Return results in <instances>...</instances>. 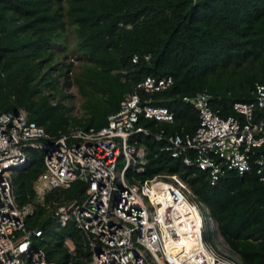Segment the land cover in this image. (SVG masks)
Here are the masks:
<instances>
[{
  "label": "trees",
  "instance_id": "obj_1",
  "mask_svg": "<svg viewBox=\"0 0 264 264\" xmlns=\"http://www.w3.org/2000/svg\"><path fill=\"white\" fill-rule=\"evenodd\" d=\"M67 27L76 39L75 68L66 58ZM149 75L172 76L169 86L149 95L172 110L173 119L140 117L152 132H193L198 112L183 96L203 90L214 110L235 113L233 102L254 100L256 84H264V0H0L1 110L24 107L51 133L75 125L97 128ZM71 82L81 98L79 115L64 102L72 95L65 90ZM137 139L147 157L137 176L179 173L205 204L204 237L212 220L240 264H264V181L254 172L228 170L211 183L205 170L163 149L164 139L153 133H138ZM43 166V151L30 149L27 161L12 171L19 203L32 198L33 179ZM85 185L76 179L51 195L80 197ZM53 221L39 205L26 217L28 227L43 230L34 245L57 264H85L91 252L82 232L71 223L49 230ZM66 234L74 254L63 244Z\"/></svg>",
  "mask_w": 264,
  "mask_h": 264
},
{
  "label": "built area",
  "instance_id": "obj_2",
  "mask_svg": "<svg viewBox=\"0 0 264 264\" xmlns=\"http://www.w3.org/2000/svg\"><path fill=\"white\" fill-rule=\"evenodd\" d=\"M171 83V75L146 76L97 128L75 125L51 133L24 107L0 109V264H57L34 245L43 230L25 222L38 205L82 232L91 252L85 264H240L219 231L222 253L206 242L202 206L179 173L137 176L147 163L137 134L164 139L163 149L205 170L211 183L228 170L254 172L264 181V84H256L254 100H235V113L226 116L211 107L207 91L184 95L198 112L195 130L152 132L140 117L171 121L173 111L152 103L149 93ZM30 149L43 151L44 166L33 179L32 198L19 203L12 171ZM76 179L86 183L80 197L51 195ZM63 244L75 253L68 234Z\"/></svg>",
  "mask_w": 264,
  "mask_h": 264
},
{
  "label": "rangeland",
  "instance_id": "obj_3",
  "mask_svg": "<svg viewBox=\"0 0 264 264\" xmlns=\"http://www.w3.org/2000/svg\"><path fill=\"white\" fill-rule=\"evenodd\" d=\"M64 36V40L65 42L67 43V48H66V58L70 59L72 61V66L73 68H75L78 64V60L76 59L75 56H72L74 55L72 53V50L75 46L74 42H75V37H74V32L72 30L71 27H67V30L65 32V34L63 35ZM70 90L72 91H69L71 92V96H68L64 99V102H66L67 104H70L72 106V109H71V112L73 114H76V115H79L81 113V109H80V106H79V103H80V96L76 90V87L74 85L70 86ZM53 100V99H52ZM53 101H56L55 99ZM25 151H28L27 149H25ZM200 202V205L202 206V210H204L206 207H205V204L198 200ZM54 219V218H53ZM55 221L51 222L48 229L49 230H65L69 225L70 223L73 224L72 222H69V223H60L58 222L56 219H54ZM210 222V233H209V238L206 239V242L208 244H210L214 249L215 251H217L218 253H222V249H223V240L219 239V232L216 228H214L216 225L215 223L212 221V220H209ZM43 238V236L39 237V239ZM231 254L233 256H235L234 253L231 252Z\"/></svg>",
  "mask_w": 264,
  "mask_h": 264
},
{
  "label": "clouds",
  "instance_id": "obj_4",
  "mask_svg": "<svg viewBox=\"0 0 264 264\" xmlns=\"http://www.w3.org/2000/svg\"><path fill=\"white\" fill-rule=\"evenodd\" d=\"M70 73H71V71H70ZM72 85H74L75 86V84L73 83V82H71L70 84H68V85H66L65 86V90L67 91V92H69V91H71L70 89L69 90H67L66 88H68V87H70V86H72ZM76 87V86H75ZM72 92V91H71ZM70 92V93H71ZM53 101V100H52ZM54 102V101H53ZM224 238V237H223ZM224 241H225V239H224Z\"/></svg>",
  "mask_w": 264,
  "mask_h": 264
}]
</instances>
